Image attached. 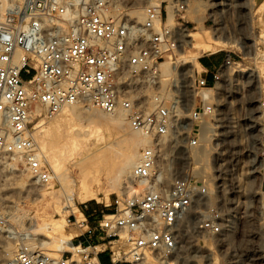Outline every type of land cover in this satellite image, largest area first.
I'll return each mask as SVG.
<instances>
[{
    "label": "built area",
    "instance_id": "1",
    "mask_svg": "<svg viewBox=\"0 0 264 264\" xmlns=\"http://www.w3.org/2000/svg\"><path fill=\"white\" fill-rule=\"evenodd\" d=\"M16 1L0 0V187L14 155L39 182L52 180L53 169L40 158L35 131L67 103H87L110 114L124 109L130 125L152 139L140 151L132 183L116 194L107 213L68 217L80 230L73 250L52 256L22 242L13 264H159L177 257L179 233L208 190L204 178L187 171L165 183L158 165L160 143L182 126L189 145L200 147L215 117L213 106L202 101L190 112L192 122L181 124V76L162 84L161 64L176 56L183 34L177 27L159 26L151 16L141 20L134 15L145 0ZM175 7L183 14L188 1L177 0ZM182 21L188 27L195 22ZM236 62L225 50L212 84ZM204 70L203 75L194 72L191 90L211 87ZM5 223L0 214V224ZM232 229L217 208L194 222L197 234L228 239ZM87 235L109 246L86 245ZM200 255L203 261L206 256Z\"/></svg>",
    "mask_w": 264,
    "mask_h": 264
},
{
    "label": "rangeland",
    "instance_id": "2",
    "mask_svg": "<svg viewBox=\"0 0 264 264\" xmlns=\"http://www.w3.org/2000/svg\"><path fill=\"white\" fill-rule=\"evenodd\" d=\"M165 1L168 2L166 5L167 12L169 10L173 14V22L170 24V21L166 19V3H163L162 22L157 23L159 26L165 23L179 29L185 24V22L182 23V17L192 19L197 16L204 28L211 29L214 35H220L230 42L228 46L213 53L214 56L222 58L225 50H229L237 61L232 68L225 70L222 76L221 89L214 91L212 89L214 84H211L210 88L200 89L198 90L199 94L195 95L190 89L194 72L198 70L199 74L203 75L206 71L204 68L192 65V63L182 64L177 61V58L180 57V51L187 52V54L193 53L190 46L185 43V38H183L178 49L177 57L173 56L172 58L179 68L176 70H180L185 91L183 113L179 116L183 119L181 124L192 122L190 112L193 107L201 105L202 100L209 101L213 106L215 117H212L214 129L212 139H202L200 147L189 145L188 132L183 131L182 126H180L179 132L168 134L164 138L166 139L164 144L162 141V148L171 149L170 157L173 160L171 165L174 164L177 167V173L181 174L187 171L190 176L204 178L207 181L205 183L208 190L205 197L207 203L206 199H203L200 206L194 207V213L188 222L189 226L187 224L181 230L183 237L178 252L179 257H171V259L174 264H191L188 262L189 260L182 259V257L189 253V259H191L193 253L200 252L206 256L204 261L210 257L213 262L215 261V264H264V207L261 205L264 200V165L261 164L264 146H260V142L264 143V55L258 58L254 57L257 52L264 51V36H261L263 29L261 24H264V18L260 22L257 13L258 7L264 5V0H231L228 5H219V0H187L189 1L188 11L183 14L179 13L175 7L177 0ZM196 6L199 8V13L192 11V8L194 10ZM146 15L147 18L149 14ZM210 17L214 20H210ZM196 25L197 23L194 22L189 28L193 29ZM238 65H242L245 69L239 70ZM203 92L212 94V99H201ZM76 105L82 112L80 115L83 119L80 122L81 125L79 124L82 130L81 134L79 133L77 136L78 139L86 140L88 138L87 135L83 134V125L85 129L89 130L97 128V126L95 128V122L87 121L89 113L91 114L95 110V114L99 116H111L102 109L92 107L87 103H77ZM79 121L75 115L69 116L60 111L54 118L37 128L38 144L53 169L54 192L41 195L40 189L46 188L50 184H43L38 180L35 182L37 188L29 191L27 179L34 181L35 177L30 170L20 165L21 160H18L17 169L14 173L8 172V180H5L7 173L5 171L1 187L0 213L5 214L6 225L11 228H18L19 232H21L20 228L26 229L30 225L35 228L40 221V215L45 213L44 211L53 218H60V212L52 204L53 198L57 197L67 206V229L80 232L68 219L70 215H76L79 219L83 218L79 217L78 212L72 211L71 207L68 206L70 193L77 197L79 168L71 160L72 156L66 161L57 157L56 150L48 142L47 136H41L43 134L41 130H48L55 135L52 137L53 141L55 140L57 143L60 140L69 141L76 137V132H67L66 127L79 123ZM100 127L102 128H100L101 131L105 129L104 126ZM119 129L118 134L126 133L129 136L136 135L137 137L143 134L129 124L128 118ZM108 142L111 143L112 139H108ZM119 143L114 147V150L120 154L127 145H125L126 142ZM145 146L147 145L140 146L139 157L141 149ZM204 166L206 169L202 172ZM60 173L63 174L61 177H59ZM72 178H75L76 184H73ZM7 182L10 184L6 185ZM125 184L126 182H123L122 185L115 188L109 181L104 182L100 193L101 201L90 200L79 203V206L84 213H90L94 210L98 213H107L110 208L108 205L113 203L116 194ZM258 187L260 190L257 189ZM106 192H109L111 197L108 202L104 199ZM216 208L222 214L223 222L234 225V227L237 226L238 230H233V237L227 239V237H218L209 233L197 234L194 230V222L202 218L204 213ZM12 214L21 216V219L12 218L10 216ZM86 238L89 240L85 242L86 245L89 243L103 244L91 236L87 235ZM10 239H15L18 243L17 249L24 241H20L19 237L13 238L8 235V232H4L0 236V263L4 260V243ZM75 243L77 244L78 240H75ZM33 246H39L45 251H49L38 243L33 244ZM108 246V244H103L97 249L103 250ZM199 264L204 263L201 260Z\"/></svg>",
    "mask_w": 264,
    "mask_h": 264
},
{
    "label": "bare ground",
    "instance_id": "3",
    "mask_svg": "<svg viewBox=\"0 0 264 264\" xmlns=\"http://www.w3.org/2000/svg\"><path fill=\"white\" fill-rule=\"evenodd\" d=\"M21 1L22 0H17L16 3L21 2ZM145 1H146V4L144 8L135 9L136 11L134 10L132 11V13H134V15L138 16L139 19H142V20L146 18L147 16L146 14L148 13L149 14L148 17L151 16L157 23L162 22V12L161 11H162L163 1L165 0H145ZM189 1H188V6H189ZM230 2L231 0H219V5H222V4L228 5L230 4ZM140 10H146V11H140ZM192 11L193 13L200 12V11L195 12L193 8H192ZM257 13L260 19L259 21L261 22V19L264 18V5L263 4L258 7ZM167 19L168 21H170V24H172L173 14L169 10L167 12ZM185 19L195 21L197 23V25L193 29L189 28L186 24L182 25L179 28V30L184 36L183 38H185L184 40L185 43H187L190 46V48L193 50V53L191 52L192 54H187V52L180 51L179 53L180 57L177 58V61H180L182 64L192 63V65L194 64L195 66L204 68L203 65L201 64L199 57L205 54L216 53L217 51L228 46L230 42L226 39H223L220 35H214L211 29L204 28L200 24L201 20L197 16L196 17L194 16L192 19L190 18H185ZM263 23H264V19H263ZM261 25L263 26V29L261 30V34H262L261 36H264V24H261ZM261 55H264V51L257 52L256 55H254V57L258 58ZM172 58L170 57L164 60L161 64L162 74H163L162 84L164 85L168 82L170 78L169 76L176 75V74L180 75L179 73L180 70H176L179 68L175 65L174 63L175 61H173L174 59ZM238 66L240 67L239 70L245 69V67H242V65H238ZM223 75H224V71H222V76ZM222 76L214 84V87H212L214 91L221 89ZM192 91L195 95L199 94L198 90H192ZM201 97H202L201 99H212L211 97H213V95L207 92H203L201 93ZM217 99L220 100V98H217ZM202 101L204 103L209 102L206 100H202ZM76 104H77L76 102L67 103L60 110L62 113H67V115L69 116L75 115L80 120L79 123L77 122L74 125H68V127H66L67 132H70V133L76 132V137H73L69 141L60 140L58 143L54 140L56 143L55 144L52 138L55 136L53 132L51 133V131H48V130H45V131L41 130V133H43L41 136L42 137L44 135L47 136L48 142L52 144L56 150L57 157H60L61 160L66 161L68 158H70V156H72L71 160L73 161L74 165H76L79 168V175H78L79 183H78L77 197L76 195L70 193V196L68 199V206L71 207L72 211L76 213L78 212L79 217L84 218L85 213L82 210V208L79 206V203H85L90 200L101 201L102 197L100 196V193H101V189H102L104 182L109 181L110 183L113 184V187L115 188H118L120 185H122L123 182H126V184L122 187L121 190L126 188L127 184L130 185L132 183L133 168L140 159L139 148L143 144L149 145L151 143V137L145 134L144 135L142 134V136H139V137H137L136 135L129 136L126 133L118 134L120 130L119 128L123 126V124L126 122V119H127L126 111L124 109H118L115 113H111V114L109 113L111 115L109 117H105V116L102 117L101 115L99 116L98 114H95V110L93 111V113L91 114L89 113V118H87V121L95 122L96 124L95 128L96 126L97 128L94 130H89V129H85V126L83 125V128H84L83 134L87 135L88 138L86 140L78 139L77 136H79V133L82 130L80 128V125H81L80 122H82L81 120L83 119H82V115H80L82 112H80L79 107H77ZM38 111H42V110L38 109ZM100 126H104L105 129L101 131ZM213 130L211 131L210 134H208L207 136H205V138H202V139L203 140L212 139ZM36 132H37V129L35 131V137H36V140H38ZM172 134L174 133L172 132ZM110 138L112 139L111 143L108 142V139ZM113 138H115V140H113ZM165 140L166 139L162 140L163 144ZM162 141L160 143L161 153H160V159H159L158 165L163 174L164 182L169 183L171 179H174L176 176H179V174L177 173V170H176L177 167H175L174 164L171 165L173 161L172 158L170 157L171 149L165 148V147L162 148ZM119 142L127 143V144L125 143V145H127L126 148H123V151H121L120 154L116 153L114 150V147L118 145ZM37 144H38V141H37ZM260 146L263 147L264 143L260 142ZM38 148H39V154H40L41 160L47 161L46 160L47 158L43 154L44 152L40 149L39 144H38ZM20 159H21L20 156H17V155L13 156L11 166L9 167V169L6 170L7 173L5 174L6 176L5 180H8L9 178L8 175L10 172L11 173L15 172V170L17 169L16 168L17 162ZM55 159L57 158L55 157ZM261 164L264 165L263 158H262ZM205 169L206 168L204 166V169L202 172H204ZM62 175L63 174L60 173L59 177H61ZM53 178H54V175H53ZM52 180L49 183H47V184H50L48 187L40 189L41 195L44 196L48 193L50 194L55 191V185ZM71 180L73 184H76L75 178H72ZM36 181H37L36 178L34 181H32L31 179H27V182H29L27 184L29 187V191H33L34 189L37 188V186L35 185ZM5 184L8 185L10 183L7 182ZM1 187H0V197H1ZM257 189L260 190V187H258ZM110 198L111 197L109 196V192H106L104 199L108 202ZM203 199H206V198L204 197ZM206 203H207V199H206ZM52 204L56 208V210L60 212L61 214L60 218H53L51 215L47 214L48 212L44 211L45 213L40 215L39 217L40 221L38 222L37 227L33 228V225H30L26 229L20 228L21 232H19L18 228H11L10 226L6 225V223L0 224V236H2L4 232H8L9 236L13 238L19 237L20 241L21 240L22 241L24 240L23 242L26 241V244L30 245L31 247H35L33 246V244L38 243L39 245L43 246L45 249L49 250L47 251V253L51 254L52 256H59L63 251L73 250L77 244L73 243L72 241L75 237L79 235V233L68 230L66 227V224H67L66 214L68 212L66 209L67 206L64 203H62L61 200L57 197L53 198ZM261 205L262 207H264V200L261 202ZM0 214L2 215L3 213H0ZM10 216L12 218L16 217V220L21 219L20 218L21 216H15L13 214ZM233 230L234 231L238 230L237 226L234 227L233 225V229L229 232L230 237H233ZM179 236H181V238L183 237L182 232L179 233ZM25 238L26 239L28 238L29 240L28 239L26 240ZM101 245L103 244H97V247H100ZM17 247H18V243L15 241V239H12V240L10 239L6 241L4 243V248H3V259L4 260L0 264H13L15 256H16V252L18 250ZM187 250L186 252H189ZM200 254H201L200 252H195L193 253V255H191L192 258L189 259L190 254L186 253L182 257V259L184 258L185 260H189L188 262H190L191 264H199V261L202 260L200 259L201 257ZM164 259L159 260L158 263L159 264H174V261L171 259V257H165ZM204 260H203L204 264H215V261L213 262V260L210 257L206 261Z\"/></svg>",
    "mask_w": 264,
    "mask_h": 264
},
{
    "label": "crops",
    "instance_id": "4",
    "mask_svg": "<svg viewBox=\"0 0 264 264\" xmlns=\"http://www.w3.org/2000/svg\"><path fill=\"white\" fill-rule=\"evenodd\" d=\"M201 64L208 71L210 84L213 82V71L222 63L223 57L214 56V54H205L200 57Z\"/></svg>",
    "mask_w": 264,
    "mask_h": 264
}]
</instances>
